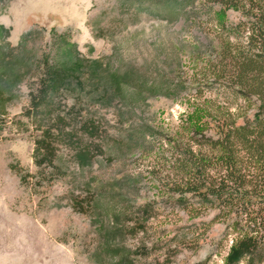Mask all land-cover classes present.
<instances>
[{
  "label": "rangeland",
  "instance_id": "374dc122",
  "mask_svg": "<svg viewBox=\"0 0 264 264\" xmlns=\"http://www.w3.org/2000/svg\"><path fill=\"white\" fill-rule=\"evenodd\" d=\"M212 23L183 0H0V264H226L224 224L153 171L204 100L252 113L197 96Z\"/></svg>",
  "mask_w": 264,
  "mask_h": 264
},
{
  "label": "trees",
  "instance_id": "16d2710c",
  "mask_svg": "<svg viewBox=\"0 0 264 264\" xmlns=\"http://www.w3.org/2000/svg\"><path fill=\"white\" fill-rule=\"evenodd\" d=\"M197 4L212 23L218 47L206 61L205 84L230 91L249 115L206 105L162 143L153 167L161 188L192 212L211 210L231 241L226 264L264 262V0H183ZM228 12L236 19L228 21ZM58 68L42 71L47 86ZM205 77V78H206ZM208 104V102H207ZM242 116L241 121L237 117ZM193 120V119H191ZM196 206V207H195ZM196 214V213H195Z\"/></svg>",
  "mask_w": 264,
  "mask_h": 264
}]
</instances>
